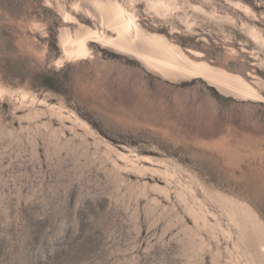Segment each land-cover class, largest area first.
<instances>
[{
	"label": "rangeland",
	"instance_id": "1",
	"mask_svg": "<svg viewBox=\"0 0 264 264\" xmlns=\"http://www.w3.org/2000/svg\"><path fill=\"white\" fill-rule=\"evenodd\" d=\"M164 1L125 3L262 97L67 55L64 28L113 35L92 0H0V264H264V0Z\"/></svg>",
	"mask_w": 264,
	"mask_h": 264
},
{
	"label": "bare ground",
	"instance_id": "2",
	"mask_svg": "<svg viewBox=\"0 0 264 264\" xmlns=\"http://www.w3.org/2000/svg\"><path fill=\"white\" fill-rule=\"evenodd\" d=\"M125 2L126 0H92L101 23L110 28L113 35L84 24L74 34L68 28H64L60 34V41L67 55L74 58L87 56L89 54L87 41L92 40L112 46L120 52L136 55L163 75L201 77L226 92L251 99L262 97L241 75L205 60H194L181 46L168 38L146 31L139 23L135 11H130ZM167 3L164 0H157L154 4L161 10ZM241 7L246 11L250 9L247 5ZM251 34L255 38H262L255 28L251 29Z\"/></svg>",
	"mask_w": 264,
	"mask_h": 264
}]
</instances>
